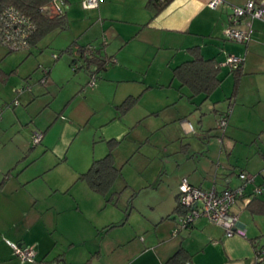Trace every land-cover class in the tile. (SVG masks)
I'll use <instances>...</instances> for the list:
<instances>
[{"label":"crops","instance_id":"obj_1","mask_svg":"<svg viewBox=\"0 0 264 264\" xmlns=\"http://www.w3.org/2000/svg\"><path fill=\"white\" fill-rule=\"evenodd\" d=\"M147 1L99 0L98 8L86 9L81 0H66L64 28L72 37L69 52L76 54L72 59L82 58L79 47L91 45L101 48L100 54L114 61H108L95 73L98 79L106 80L96 81L90 88L86 85L94 65L87 67L82 58L89 74L85 84L78 78L68 89L70 96H64L63 106L57 108L53 101L47 102L38 112L42 116L36 126L11 136L15 150L6 164L10 166L0 168V264H54L59 260L65 264H83L87 260L88 264H165L180 247L188 253L190 264H256L254 246L264 243V191L255 197L249 194L264 178V111L251 119L248 115L249 106L264 102V96H260V89L238 88L231 100L233 73L226 65H219L221 70L227 67L232 73V86L221 93L224 104L218 100L220 96L215 98V104L207 103L221 84L207 98L201 94L190 97V90L180 87L173 78L172 68L190 59L189 48L196 46L203 57L214 58L216 63L225 61L229 54L242 57L241 78L264 72V21L250 19V38L237 41L227 38L225 29L231 5L241 6L247 0H226L215 8L208 5V0H170L157 13ZM241 25L245 26V19ZM5 56L2 51L1 61ZM111 66L113 75L104 74L103 70ZM54 69L58 70L56 63L47 74L50 84L35 86L51 93L56 84H61L53 98L63 90L65 79L57 77ZM22 93L19 97L26 95L25 102L33 100L28 95L32 92ZM93 93L101 94L99 103L107 109L103 108L95 124L93 134L100 131V135L96 140L95 135L91 138V160L107 153L110 139L120 140L121 144L143 143L164 131L180 143L182 157L176 163L182 169L165 194L166 201L173 202L169 212L158 214L160 219L147 218L144 227L133 226L128 233L125 226L130 216L108 197L112 189L106 196L93 192L78 179L90 166L86 159L76 163L70 158L71 147L80 140L83 128L96 111L95 103L88 99ZM136 95L138 101L119 114L117 106ZM229 104L232 111L225 138H220L206 126L207 119L212 115L214 124ZM3 121L2 116L0 123ZM240 129L245 133L241 134ZM34 131L42 134L37 143L32 142ZM185 137L187 141L183 143ZM121 144L112 153L116 167ZM22 154L34 158L19 168L15 161ZM240 171L254 176L253 182L245 184V195L232 207L245 236H226L221 226L204 217L172 234L177 213L166 216L177 204L182 177L194 185L222 189L239 185ZM142 231L145 235H138ZM6 240L33 246L35 261L21 262Z\"/></svg>","mask_w":264,"mask_h":264},{"label":"rangeland","instance_id":"obj_2","mask_svg":"<svg viewBox=\"0 0 264 264\" xmlns=\"http://www.w3.org/2000/svg\"><path fill=\"white\" fill-rule=\"evenodd\" d=\"M71 40L70 31L65 28H60L51 30L41 36L36 44L30 48V53H28L27 49L9 51L5 45L0 43V53L2 51L6 52L4 61L0 59V121L2 116L4 117V121L0 123V168L10 166L6 164L10 162L11 151L15 150L13 141L10 139L11 136L13 134H24L26 127L31 129L36 126L35 124H37V121L42 116L38 115V112L47 102L53 101V106L57 108L63 106L64 96H70L71 93L68 92V89L76 84L78 78H82L83 84H85L86 78L89 79L88 72L86 73L84 70L83 59L78 58L76 61L77 68L74 67V63L71 61L72 58L76 57L75 53L72 54L66 50ZM225 41L230 42L228 40ZM56 55H58L57 59L54 57ZM23 57L25 58L22 60ZM17 61L19 63H16ZM54 63L58 65V70L54 69V73L59 78L65 76V79L63 90L53 98L57 89H60L61 84H56L57 88H53V92L51 93L45 91L44 88H42L43 90L41 91L39 87L35 86L38 85L41 87V85L44 86L45 84L48 85L51 83L47 74V78H45L44 81L42 78H44L43 76L46 69L49 70L50 66ZM3 66L5 68L3 69L4 71L1 70ZM112 67L113 66H111L109 70H103L104 74L109 72L108 75H113ZM227 67H224L220 71V76L222 78L220 88L211 96L207 103H214L216 100L215 98L220 96L218 100H220V103L224 104V96L221 95V93H224L225 90L229 91L232 86V73L228 70L230 67H228V69ZM12 69H14V71H12ZM243 77L244 78H241L239 83V89L243 88L245 91H256L260 89V96H264V72H262V70L261 72L259 71V73L246 74ZM96 79L98 82L105 81L106 77L102 79H98L97 77ZM26 84L30 88L29 92H32L28 94L33 97L30 103L23 100L26 95H24L23 98L19 97L21 95L19 94L20 89ZM95 85L96 84L92 85L88 82L86 86L92 88ZM100 96L101 94L99 93H93L88 97L91 102L95 103L96 111L92 117L88 119L89 121L86 128H83V134L81 133L82 136L80 140H76L71 147L70 152L73 156L71 155L70 158H72L71 160L73 161L77 160L76 163H81L84 158L88 165H90L89 163L92 161L93 146L91 138L95 135L96 140L100 135V131L93 134L96 127L95 124L100 120L103 108L107 109V107L99 103ZM78 101V99L75 100V102ZM98 103L100 105H98ZM249 108L248 118L251 119L258 116V113L262 110L264 111V102H257L249 106ZM226 109L227 106L222 109L217 121ZM208 120L210 123L208 122L206 126H209L210 129L214 131V135L223 138L226 132V126L224 129H221L217 126V121L212 124V115H209L207 121ZM249 122H251V120L247 123ZM251 125H254V123L252 122ZM239 132L241 134L245 133L244 129H240ZM186 141L187 138L183 139L182 142L184 143ZM122 143L123 144H121L119 140V143L113 148L114 150L121 144L118 148L119 151H121V155L115 160L116 165L121 168V174L114 181L108 197L111 198L112 202H117L119 207L125 209L124 211H126V213L131 212V214L128 215L130 216V218H128V223L125 226L128 233L133 226L137 228L144 227L147 223V218L156 216L160 219L158 214H166L169 212L168 210H170L173 202L172 200L169 202L166 201L165 194L170 190L173 177L182 169V165H177L176 163L177 160L182 157V154L179 151L180 143L177 141V138H173L170 135L168 136L164 131H158L153 135L151 140L143 143L136 141H126ZM164 146H166V148H164ZM196 147L197 146H193L192 149L197 150ZM227 148H229V145ZM13 155L16 156V153ZM23 155L24 154L17 157V162L15 161L19 168L32 162L34 158L32 156L27 157V155L24 157ZM13 165H11V167ZM1 176H3V174ZM138 235L144 236L145 232L142 231Z\"/></svg>","mask_w":264,"mask_h":264},{"label":"built area","instance_id":"obj_3","mask_svg":"<svg viewBox=\"0 0 264 264\" xmlns=\"http://www.w3.org/2000/svg\"><path fill=\"white\" fill-rule=\"evenodd\" d=\"M226 0H208L211 8L217 7ZM82 6L86 9H95L99 6V0H81ZM67 7L66 0H50L48 3L39 7L44 13L64 14ZM232 12L228 17V25L225 29V35L229 39L237 41H248L251 34L250 19H260L264 21V0H247L243 5H231ZM245 19V26L241 25ZM37 25L35 21L13 5H3L0 3V43L5 45L9 51L16 49H29L31 47L30 37L35 32ZM96 47L87 46L86 55H90ZM55 59L58 55L54 56ZM242 57L229 54L225 61L218 65H226L230 69H236L241 65ZM77 60L73 59L74 67L77 68ZM114 61V59H111ZM94 68V67H93ZM92 68V69H93ZM45 70V69H44ZM49 70L46 69L43 81L47 78ZM97 76L92 73L89 82L94 85ZM24 91H30L29 86H23L19 94ZM17 103V101H16ZM231 113V107H227L217 121V126L224 129L227 125L228 117ZM41 132L34 131L32 142L37 143L41 139ZM264 174V168H263ZM238 177L242 180L235 187L227 186L217 189L215 185L209 188L194 185L184 176L178 183L177 202L181 212L175 215V227L172 234H176L182 228H190L194 221L204 217L208 221L221 226L226 236L241 235L245 236V229L238 223V215L232 210L236 201L245 195L246 182H253L254 176L245 171H240ZM264 191V178L260 184L252 189L249 197L260 195ZM14 253L20 258L21 262L35 261L36 250L33 246L22 245L15 241L6 240ZM254 257L256 262L264 263V243L254 246ZM54 264H65L63 261H55ZM185 264H190L187 261Z\"/></svg>","mask_w":264,"mask_h":264},{"label":"trees","instance_id":"obj_4","mask_svg":"<svg viewBox=\"0 0 264 264\" xmlns=\"http://www.w3.org/2000/svg\"><path fill=\"white\" fill-rule=\"evenodd\" d=\"M49 1L50 0H0V3L4 6L13 5L17 7L35 21L37 28L30 37V43L32 46L35 45L39 38L47 32L64 28L66 26L65 13L52 14L44 13L39 10L40 6L48 3ZM169 2L170 0H148L147 5L154 11V13H157ZM72 44L73 43H70L66 50L69 51ZM29 50L30 48L28 49V52ZM100 50L101 48L96 47L90 55H86L85 52L87 51V46L79 47V53L84 59L85 65L87 67L94 65L92 73H97V71L102 69L108 61H111L108 57L102 56L100 54ZM189 51L192 57L172 68L173 78L179 82L180 87L186 86L190 90V97L201 94L203 95V98H207L216 88L219 87L222 82V78L220 76L221 69L214 58L203 57L198 47H191L189 48ZM240 66L236 69H231L234 77L233 88L229 97L231 100L235 98L239 88L240 78L242 75ZM138 98L139 95L128 96L125 98L117 106L119 114H122L130 109L138 101ZM230 105L231 104L228 106L231 107ZM107 143V153L100 158H94L87 170L80 173L78 176V179L84 181L93 192L102 196H106L110 192L114 181L121 174V168L115 166L112 155V150L114 146L119 143V140L110 139ZM2 184L3 180L0 182V187ZM109 200V198L106 199V201ZM175 212H181L178 202L166 218H169ZM126 216L128 217V213H126ZM189 260L190 258L188 253L184 248L180 247L167 259L165 264H185ZM88 263L89 260L85 261L83 264ZM256 264L264 263L256 262Z\"/></svg>","mask_w":264,"mask_h":264}]
</instances>
